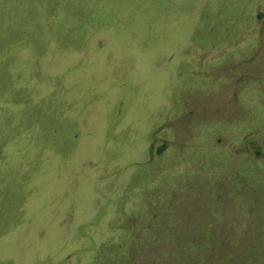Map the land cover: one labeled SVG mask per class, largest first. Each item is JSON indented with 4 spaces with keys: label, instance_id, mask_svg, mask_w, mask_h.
<instances>
[{
    "label": "rangeland",
    "instance_id": "rangeland-1",
    "mask_svg": "<svg viewBox=\"0 0 264 264\" xmlns=\"http://www.w3.org/2000/svg\"><path fill=\"white\" fill-rule=\"evenodd\" d=\"M0 264H264V0H0Z\"/></svg>",
    "mask_w": 264,
    "mask_h": 264
}]
</instances>
